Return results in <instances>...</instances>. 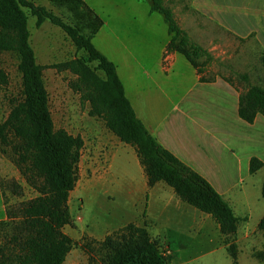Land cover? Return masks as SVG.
Segmentation results:
<instances>
[{"label":"trees","instance_id":"trees-1","mask_svg":"<svg viewBox=\"0 0 264 264\" xmlns=\"http://www.w3.org/2000/svg\"><path fill=\"white\" fill-rule=\"evenodd\" d=\"M147 1L151 3L150 14L162 15L168 26L171 39L166 55H182L196 71L201 84L213 82L214 78H205L208 65L213 62L210 53L181 29L173 11L165 6V0ZM50 2L56 7L66 8L72 14L74 23L67 24L46 7L29 0H0V53L17 56L22 78V100L12 107L7 119L0 123V146L11 149L12 162L38 194L21 206L22 226L13 241L18 249L8 251L0 247V264H63L75 246L64 229L73 226L69 202L78 183L84 140L65 130L55 129L44 82V70L48 68L70 72L76 77L70 83V88L81 96L82 101L90 104V117L103 120L109 132L122 143L135 148L149 188L163 182L184 203L209 215L226 237L229 244L227 251L233 264H238V246L234 241L241 219L204 176L162 146L137 116L126 95L117 66L94 45L104 21L83 0ZM26 10L36 19L37 28L46 22L60 28L77 51L87 55L86 58L51 66L38 64L30 41V16ZM201 58L206 59L205 63L197 62ZM260 61L264 70V55ZM92 63L96 64L95 68L90 66ZM98 72H102L104 77ZM236 76L241 81H248L246 75ZM222 79L237 90L233 81ZM5 81L0 73V82ZM258 115L264 118V87L251 85L240 93L238 117L254 125ZM263 167L264 162L253 156L249 161V174L254 175ZM7 213L8 219L12 218L13 214L8 210ZM258 230L264 235V216ZM82 247L89 254V264L98 251L103 264H169L147 228L135 224L111 234L103 242L86 240Z\"/></svg>","mask_w":264,"mask_h":264},{"label":"rangeland","instance_id":"rangeland-1","mask_svg":"<svg viewBox=\"0 0 264 264\" xmlns=\"http://www.w3.org/2000/svg\"><path fill=\"white\" fill-rule=\"evenodd\" d=\"M29 1L46 7L67 24L74 23L72 14L66 8L56 7L50 0ZM83 1L105 23L94 39V45L117 66L126 95L137 111L139 113L143 111L149 115L156 126L163 124L165 129L172 125L178 127L181 140L187 139L191 146H195L196 143L201 145L203 137L207 138L210 141L208 148L201 146L206 159L218 160L222 164L216 171L231 175L232 186L224 187L223 192L228 196L240 192L250 195L249 203L252 211L249 226L257 230L258 218L264 210L262 197L264 167L254 175L249 174V162L247 169L246 163H243L242 169L236 168L235 157L227 149L226 139L215 133L213 124L216 120L210 109H204L203 114L190 115L188 118L181 117L190 103L184 102V99L190 95H198L201 88L196 71L182 55L178 56L171 72L166 73L162 70L161 53L171 39L164 17L158 13L150 14L151 3L147 0ZM165 6L173 11L179 26L191 40L215 59V62L208 65L205 78L223 76L233 81L240 93L245 92L251 85L264 87V70L260 61L262 50L254 37L249 39L234 37L198 12L193 5V0H165ZM26 13L30 16L28 19L30 41L36 52L38 64L51 66L72 59L86 58L87 55L77 51L72 41L60 28L50 22L37 28L36 19L31 16L29 10H26ZM205 60L201 58L197 59V62L203 64ZM18 64L19 60L15 54L0 53V73L6 80L4 83L0 82V123L7 119L12 107L22 100V78L18 71ZM90 66L95 68L96 64L92 63ZM98 74L104 77L102 72ZM237 74L246 75L248 81L239 80ZM75 79L76 77L70 72H58L49 68L44 70V82L49 94L50 111L55 129L65 130L84 140L78 168L77 188L73 194L82 195V197L81 199L76 196L71 197V209L74 216L77 215V219L82 214L86 222L98 219L101 222L114 223L119 216L117 204L120 203V185L127 186L130 178L138 176L137 169L141 166L128 150L130 148L125 150L118 148L110 164L101 155L99 161H101L102 171L100 172L106 171L108 164L110 166L107 184L98 185L95 200L84 196L83 184L92 175L90 163L93 152H97L95 150L99 146L102 147L103 143L110 148L114 147L117 138L107 130L103 120L89 116L90 104L82 101L81 96L70 88V83ZM205 95L210 97L213 93L206 91ZM191 108L188 110L190 113L196 112ZM181 120L187 123V131L181 127ZM177 121L179 124L176 123ZM200 123H203L204 127ZM256 132L264 135V118L261 115L250 133L255 139L254 145L251 146L253 149L243 151V155L255 156L264 162V137L258 138ZM221 137L223 142L220 141ZM234 152L239 154L237 151ZM12 158L11 149H2L0 146L2 190L6 208L13 214L12 218L0 224V247L8 251L18 249L13 241L22 226L19 213L21 206L38 196L27 184L12 162ZM219 172H216L214 177H221ZM75 219L76 217L74 221ZM246 220L247 218L244 222ZM157 243L164 254V248L159 242ZM92 259L91 264H103L99 251L94 253Z\"/></svg>","mask_w":264,"mask_h":264},{"label":"crops","instance_id":"crops-1","mask_svg":"<svg viewBox=\"0 0 264 264\" xmlns=\"http://www.w3.org/2000/svg\"><path fill=\"white\" fill-rule=\"evenodd\" d=\"M193 5L208 20L213 21L234 37L239 39L254 37L264 55V0H193ZM169 41L161 53L162 70L166 73L173 70L179 56V54L166 55ZM213 62H215L214 58ZM213 78V82L201 84L197 76L202 93L199 92L198 95H190L184 99V102H190V105H187L181 117L188 118L190 115L203 114L204 109H210L216 120L213 124L215 133L226 139L227 149L235 157L236 168L240 169L243 163H246L247 169L251 156L245 157L243 151L253 149L251 146L254 145L255 139L250 133L258 123L260 115L257 116L252 126L242 121L238 117L240 92L222 79L225 77ZM206 91L212 92L213 95L206 96ZM130 102L150 134L182 162L204 176L230 204L235 215L241 219L234 241L238 246V264H264V235L262 232L258 233V229H251L249 226L252 211L249 203L250 195L240 192L228 196L223 192L224 187L232 186L231 175L216 171L222 164L218 160L206 159L201 146L208 148L210 141L203 137L201 145L196 143L195 146H191L187 139L186 141L181 140L178 127L172 125L165 129L163 124L154 125L149 115L143 111L139 113L131 100ZM189 108L196 112L190 113ZM176 123L179 124L178 121ZM180 125L187 131L186 122L183 123L181 120ZM200 125L204 127L203 123ZM256 134L258 138L264 137L262 133L256 132ZM223 138L221 137L220 141L223 142ZM118 148L120 150L130 148L128 150L141 166L137 169L138 176L130 178L127 186L120 185V203L117 204L118 219L114 223H105L98 219L86 222L82 214L77 219V215L74 216L73 209H71V197L76 196L81 199L82 195H73L75 189L69 202L74 223L73 226H67L64 229V233L75 242V246L67 254L63 264H89V254L83 249V243L86 240L94 243L103 242L108 236L129 224L146 227L151 237L164 248V256L169 264H233L227 251L229 244L226 243V237L221 233L220 226L209 215L184 203L165 183L160 182L153 188H149L147 176L135 148L122 143L118 138L114 147L110 148L103 143L102 147L99 146L95 150L97 152H93L90 163L92 175L83 184L84 196L95 200L98 185L107 184L109 164ZM234 151L239 154L237 155ZM101 155L109 163L108 169L102 173L100 172L102 171L101 161H99ZM216 172H219L221 177H214ZM235 185L236 180L234 179ZM263 216L264 210L258 218L257 228ZM245 218L247 220L244 222ZM7 220L8 213L0 178V223Z\"/></svg>","mask_w":264,"mask_h":264},{"label":"bare ground","instance_id":"bare-ground-1","mask_svg":"<svg viewBox=\"0 0 264 264\" xmlns=\"http://www.w3.org/2000/svg\"><path fill=\"white\" fill-rule=\"evenodd\" d=\"M87 192V191H86Z\"/></svg>","mask_w":264,"mask_h":264}]
</instances>
